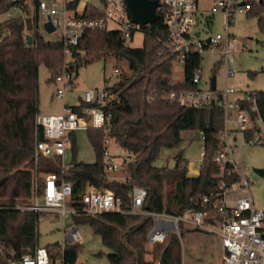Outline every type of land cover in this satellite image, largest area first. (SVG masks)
<instances>
[{"label":"trees","instance_id":"16d2710c","mask_svg":"<svg viewBox=\"0 0 264 264\" xmlns=\"http://www.w3.org/2000/svg\"><path fill=\"white\" fill-rule=\"evenodd\" d=\"M79 2L70 0L68 7L75 9ZM12 4L11 0H0V13L7 11ZM246 5L249 7L247 16L255 15L257 26L264 33V0H247ZM23 9V15L0 21V240L17 253L32 251L36 241L34 227L38 215L12 207L26 202L29 196L35 134L38 139H43L41 129L34 123L38 112L37 66L42 63L52 81L64 63L62 43L45 40L38 32L34 34L35 16L26 13V6ZM83 15L102 16V13L87 3ZM141 30L143 43L140 48L127 46L120 31L114 29L86 30L77 45L72 47V61L68 66L75 72L78 65L107 58L125 61L127 71L119 74L115 81L113 91L116 96L105 107L110 113L106 125L86 130L94 154L92 163L76 159V134L69 133L72 166L67 171V179L72 184L75 199L86 184L94 188L108 186L128 208L130 185L109 179L104 173L106 139L111 138L133 155L123 171L132 184L146 189L144 210H168L173 205L180 211L197 208L193 202L196 197L219 192L221 180L229 183L238 178L235 172H228L227 165L221 168L210 160L219 148L217 135L223 126L222 109L217 105L184 107L164 100L163 91L196 87L192 76L202 57L198 53L187 55L183 80L172 83L173 59L158 55L161 41L166 37L161 19L146 24ZM26 34L32 36L29 45ZM250 76L253 77L254 72H250ZM256 91L264 114V89ZM210 117L211 126L208 127ZM189 129L198 130L203 137L204 156L198 174L187 175L186 160L181 151L175 155L172 169L156 166L154 160L159 151L179 144L181 132ZM57 170L56 160L38 157V174ZM73 220L77 225L87 224L99 236L100 242L110 250L106 255L108 264H151L160 260L163 250V264H182L181 240L175 232H169L162 242L152 243V256L146 257L149 252L147 236L154 225L153 218L147 214L107 212L95 216L74 215ZM180 226L181 237L184 232H205ZM46 247L52 262L61 256L59 242ZM81 247L79 243L67 244L63 252L65 261L76 260Z\"/></svg>","mask_w":264,"mask_h":264},{"label":"built area","instance_id":"2783aa9c","mask_svg":"<svg viewBox=\"0 0 264 264\" xmlns=\"http://www.w3.org/2000/svg\"><path fill=\"white\" fill-rule=\"evenodd\" d=\"M11 7L5 11V17L21 16L24 6H31L35 16L34 34L38 32L39 18L43 23L50 21L53 30L59 31L62 43L64 63L57 70L52 82L56 84L55 94L63 97L65 92L73 87L74 73L68 64L72 59V47L76 46L79 38L86 30L105 29L107 21L111 20L118 25L123 39L132 37L135 30L141 26L130 19L128 6L125 0H99L95 6L102 16H84L79 6L70 9V0H11ZM208 2V15L201 12L200 0H158L156 11L161 19L166 37L161 41L158 55L172 57L173 63L178 61L184 64L185 58L191 53H216V62L223 65V74L226 80L233 76L237 69L233 68L236 44L228 32L229 19L235 14H247L249 11L247 0H205ZM259 1V0H255ZM222 12L224 14V33H210L195 27L199 15L208 26L210 16ZM112 30V29H111ZM202 31V32H201ZM204 34V35H203ZM247 46L244 43V47ZM202 61V59H201ZM204 67L196 68L192 76L194 89L163 91L161 96L170 103L184 107H210L217 105L222 109L223 126L217 135L219 148L213 153L210 160L221 168L228 166V172H235L238 178L226 183L221 180L218 184L219 192L198 196L194 199L197 208H188L183 211L177 208L174 211L165 208L144 210L143 202L147 194L143 186L132 184L126 176L120 180L130 185L128 196L130 205L125 208L122 200L108 187L94 188L88 184L82 193L75 199L72 193V184L67 179V171L71 163H64L63 157L70 146V132L87 130L88 128H102L106 125L110 113L105 109L116 96L113 91L115 81L104 78L102 88H88L82 93L77 105L62 104L61 112L56 114L36 113L34 123L42 132L43 139L35 134L34 166L31 170L29 196L26 202H19L12 209L20 212L29 211L36 215L41 213H56L64 218L67 215H98L112 212L120 214H147L154 220L147 239L149 244L162 242L169 232H175L180 240L183 228H198L202 231L215 234L220 241L221 251L219 264H264V208L254 206L249 192L250 182L246 176L239 173L240 160L236 158V134L242 133L243 140L249 147L264 144V114L261 112L255 89H236L225 84L221 89H211L209 79L207 86L201 85ZM112 74H119V69L112 68ZM150 99V98H149ZM201 140L203 139L202 134ZM107 140V139H106ZM123 155L112 154L107 148L104 150V173L124 170L127 162L133 155L122 149ZM203 160L204 149L201 146ZM44 156L55 160L59 159V170L45 175L38 174L37 160ZM200 162V163H201ZM42 176V181L40 178ZM35 240L38 236V227L35 223ZM62 240L59 242L61 256L54 262L46 246L35 241L32 251L17 253L9 249L0 240V264H84L78 258L73 262L65 261L63 252L67 244L80 243L82 235L79 225L73 224L62 227ZM151 264H161L153 261ZM182 264L183 261H182Z\"/></svg>","mask_w":264,"mask_h":264},{"label":"rangeland","instance_id":"374dc122","mask_svg":"<svg viewBox=\"0 0 264 264\" xmlns=\"http://www.w3.org/2000/svg\"><path fill=\"white\" fill-rule=\"evenodd\" d=\"M85 1V0H81ZM88 3L98 6L99 0H86ZM201 12L208 15V2L200 0ZM26 13L31 15L32 8L27 6ZM80 10V9H79ZM23 15V14H21ZM14 17V16H13ZM15 17H18L15 16ZM5 14L0 15V21L4 20ZM199 21L196 28L210 33H224V15L221 12L212 15V22L207 27L204 20L199 15ZM107 28L118 29V25L111 20L107 21ZM228 32L233 37L236 44L234 53L233 68L237 72L225 79L223 74V65L218 62L215 67L216 53L202 54L201 65L204 67V74L201 85L206 87L205 80L208 76H215V85L217 89H221L225 84L232 85L236 89H264V33L257 26V17L255 15L247 16V14H236L228 26ZM38 33L48 41H59L61 38L59 31H46L43 27V19L39 18ZM4 34V33H3ZM2 34V35H3ZM204 35V34H203ZM143 43V31L135 30L132 37L125 40V44L131 48H140ZM244 43L247 45L244 47ZM70 62L72 59H70ZM119 69V74L127 71L125 61H117L113 58L105 60H96L88 64L78 65L74 73L75 86L67 90L63 97L55 94L56 84L50 80L48 69L39 63L37 66V94H38V112L41 114H56L61 112L62 104L77 105L78 96L82 95L83 89L102 88L104 77H108L110 82L117 81V75L112 74V68ZM250 72H254V76H250ZM172 83L181 82L183 80V64L174 62L170 75ZM77 139L76 159L85 163L94 161V154L91 145L86 137V130H78L75 132ZM182 140L179 144L162 148L157 154L154 164L165 170H170L175 165V155L181 151L182 157L186 160L188 171L193 172L194 168L200 166L202 159L201 146L202 140L198 130L189 129L181 132ZM237 150L235 156L240 160L238 167L239 173L246 176L250 182L249 192L252 195L254 206L264 208V173L259 174L256 168L264 170V144L249 147L243 140L242 133L236 134ZM106 148L112 154L123 155L121 147L118 146L113 139L107 138ZM72 152L70 146L67 147L63 157L64 163H70ZM56 162L59 159L55 158ZM199 169V168H198ZM109 179L122 180L126 174L122 170L118 172H108ZM176 205L171 206L168 210L174 211ZM36 224L38 227L37 243L41 246L60 242L62 240V227L75 224L73 217L65 216L64 224L60 215L56 213H41L38 215ZM79 230L82 235L81 250L77 258L84 264H108L107 253L110 250L104 246L87 224H79ZM147 258L152 256L153 248L151 244H147ZM181 252L184 264H219L220 241L219 238L212 233L201 231L184 232L181 237Z\"/></svg>","mask_w":264,"mask_h":264},{"label":"water","instance_id":"95a60500","mask_svg":"<svg viewBox=\"0 0 264 264\" xmlns=\"http://www.w3.org/2000/svg\"><path fill=\"white\" fill-rule=\"evenodd\" d=\"M128 6L130 19L132 22L137 23L139 26L143 27L146 24L158 19V13L156 7L158 6V0H125ZM43 27L46 31H52L54 28L50 21L43 23ZM26 43L29 45L32 41V36L30 34L25 35ZM211 89L215 88V76H211ZM211 126V117L209 118L208 127ZM256 172L263 174L264 170L262 168H256ZM165 250L162 251L161 258L159 262L164 263Z\"/></svg>","mask_w":264,"mask_h":264},{"label":"crops","instance_id":"0c3cea01","mask_svg":"<svg viewBox=\"0 0 264 264\" xmlns=\"http://www.w3.org/2000/svg\"><path fill=\"white\" fill-rule=\"evenodd\" d=\"M87 3H88V1H86V0H85L84 2L80 0V2H79V4H78V6H79L78 8H79V9H84V7H85V5H86ZM91 5H93V3H91ZM93 6H97V5H93ZM217 13H218V12H217ZM221 13H222V12H221ZM203 14H204V13H203ZM223 15H224V14H223ZM235 15H236V14H235ZM235 15H234V16H235ZM234 16L231 17V18L229 19V22H230V23L232 22ZM211 22H212V15L210 16L209 25L211 24ZM209 25H208V26H209ZM229 25H230V24H229ZM196 26H197V25H196ZM205 26H206V25H205ZM208 26H207V27H208ZM198 29H199V28H196V27H195V31H194V32H195L196 35L198 34ZM201 30H202V29H201ZM201 32H202V31H201ZM216 64H217V63H214L213 66L215 67ZM208 79H209V81L211 80V75L208 76ZM205 82L207 83V80H205ZM210 84H211V82H210ZM73 86H75V79L73 80ZM215 88H216V85H215ZM84 90H85V89H83V91H84ZM82 93H83V92H82ZM81 96H82V95H79V96H78V102L81 100ZM78 102H77V103H78ZM61 107H62V106H61ZM198 133L201 135V133H200L199 131H198ZM198 168H199V167H198ZM198 168H197V169L194 168V171H193V172H191V171H190V172L187 171V175H188V176H196V175L198 174V171H199ZM114 179H115V178H114ZM220 251H221V245H220Z\"/></svg>","mask_w":264,"mask_h":264}]
</instances>
